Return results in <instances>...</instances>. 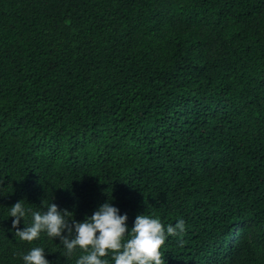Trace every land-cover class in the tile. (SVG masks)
<instances>
[{
    "label": "trees",
    "instance_id": "16d2710c",
    "mask_svg": "<svg viewBox=\"0 0 264 264\" xmlns=\"http://www.w3.org/2000/svg\"><path fill=\"white\" fill-rule=\"evenodd\" d=\"M22 198L182 218L164 264H264V0H0V264H75L14 235Z\"/></svg>",
    "mask_w": 264,
    "mask_h": 264
},
{
    "label": "clouds",
    "instance_id": "9594fccd",
    "mask_svg": "<svg viewBox=\"0 0 264 264\" xmlns=\"http://www.w3.org/2000/svg\"><path fill=\"white\" fill-rule=\"evenodd\" d=\"M113 199H106L85 218L78 220L75 212L61 208L51 199L43 209L26 206L24 198L11 205L9 212L11 229L22 241L32 242L42 235L57 242L59 239L63 257L70 258L81 252L75 264H164L162 246L170 236H178L186 230L181 218L175 224H163L155 215L139 213L131 225L128 213H121ZM31 222H26L28 218ZM23 218V227H21ZM43 246H33L23 253V264H51Z\"/></svg>",
    "mask_w": 264,
    "mask_h": 264
}]
</instances>
